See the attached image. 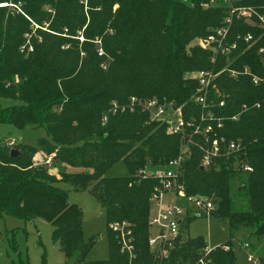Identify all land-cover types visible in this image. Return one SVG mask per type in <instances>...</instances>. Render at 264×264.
Wrapping results in <instances>:
<instances>
[{
  "label": "trees",
  "instance_id": "trees-1",
  "mask_svg": "<svg viewBox=\"0 0 264 264\" xmlns=\"http://www.w3.org/2000/svg\"><path fill=\"white\" fill-rule=\"evenodd\" d=\"M210 1L0 0L7 3L0 5V123L47 132L36 146L15 143L12 148L1 141L0 218L51 222L53 241L75 263L83 262L93 241L84 240L82 211L69 202L67 184L96 197L106 217L109 257L89 264H156L148 236L150 196L158 179L137 173L178 157L183 139L165 125L148 122L146 112L109 113L111 102L157 98L182 107L186 119H198L202 109L189 101L197 81L186 71L228 65L238 74L222 72L215 80L221 96L210 97L225 104L211 107L222 127L213 122L210 137L237 140L241 148L227 160L219 157L217 166L201 169L203 138L197 135L180 182L186 196L217 203L214 212L227 220L231 239L244 229L248 237L264 238V28L256 17L251 22L234 19L227 44L236 47L227 57L217 54L220 60L214 63L212 49L190 46L224 23L227 7L205 8L203 3ZM237 5L264 15V0ZM247 33L254 36L250 43L244 40ZM253 76L263 81L255 84ZM119 161L127 175L107 177ZM242 163L253 171H244ZM50 167L58 168L57 174ZM115 222L130 225L136 259L121 252L120 235L111 228ZM205 245L188 238L172 250L170 263L195 260ZM211 259L237 264L231 247L216 248Z\"/></svg>",
  "mask_w": 264,
  "mask_h": 264
},
{
  "label": "built area",
  "instance_id": "built-area-1",
  "mask_svg": "<svg viewBox=\"0 0 264 264\" xmlns=\"http://www.w3.org/2000/svg\"><path fill=\"white\" fill-rule=\"evenodd\" d=\"M217 5L227 7V16L225 17L222 26L215 28L212 33L200 40V45L204 48L212 49L214 54H222L228 56L236 47V44H227V38L230 27L234 19H243L246 22H251L253 17L258 18L259 26L264 28V15L260 14L255 7L237 5L241 0H213ZM205 8H208L209 3H203ZM80 40L83 41V35H80ZM244 40L250 43L254 40L251 33L244 35ZM100 44V41H96ZM32 50V49H30ZM101 47L98 48V54L103 55ZM248 72V69H246ZM223 71H214L213 69H202L195 71L190 77L197 81V88L190 98V102L200 106L202 114L200 118L192 117L186 119L183 116L182 107H176L171 103H162L157 98H142L132 96L127 102H111L109 113L118 114L124 112H146L148 114V122H157L160 125H165L166 130L170 134H179L183 139V144L178 157L170 160L164 165L161 171L152 172L148 169L140 170L138 176L154 175L158 179V183L154 186L151 196V215L149 219V236L148 245L156 264H171V252L177 246L183 243L182 225L189 214V207L182 206L181 202L194 201L195 205L192 210L197 215L209 214L216 210L217 203L213 199L195 198L186 196L184 186L180 182L184 160L189 152V144H195L193 140L197 135H201L203 143V157L201 167L217 166V159L225 156L227 160L230 154L236 153L241 148V143L237 140H227L224 136L211 138L210 135L215 131L213 122L218 121L217 128L222 127V122L217 119L211 107L215 104L223 106L225 101L214 100L210 96L212 93L217 98H220L221 92L215 84L218 75ZM236 76V71L232 72ZM263 79L254 76L253 82L258 84ZM108 115H105L103 121L106 122ZM6 144L13 148L14 140L6 141ZM223 151H226L224 154ZM229 154V155H228ZM228 155V156H226ZM50 163V159L46 161ZM241 168L246 172L253 171V168L248 163H242ZM170 194V195H169ZM177 198H180L177 200ZM112 230L118 232L121 241V252L128 255L130 260L136 259L135 247L133 245L132 230L126 222H115L111 225ZM224 250H229V245L218 246ZM218 247H209L205 245L198 251V257L195 260H187L178 262V264H212L211 253ZM244 250L247 253V260L252 263L259 261L258 256L250 252L251 243L245 241L243 244Z\"/></svg>",
  "mask_w": 264,
  "mask_h": 264
},
{
  "label": "rangeland",
  "instance_id": "rangeland-1",
  "mask_svg": "<svg viewBox=\"0 0 264 264\" xmlns=\"http://www.w3.org/2000/svg\"><path fill=\"white\" fill-rule=\"evenodd\" d=\"M208 3L209 7L217 6L213 0ZM0 5L6 6L7 3ZM215 28H210V30ZM201 39H204V37L193 39L190 46L200 45ZM219 60L218 55L215 54L211 58L214 63H219ZM228 67V65H222L217 71L232 75L235 70H230ZM194 72V68H190L186 71L185 76L190 77ZM244 73L249 72L245 71ZM1 101L3 105L8 104L7 100L1 99ZM43 137H47L46 129L43 127L26 126L24 129H17L11 124L0 123V143L14 140L16 144L36 146L39 138ZM40 155L41 159L44 160L45 155ZM53 168L55 167H50V170ZM66 168L71 170L70 167ZM162 169L158 167L148 168L152 172H159ZM126 175L127 169L123 161L114 164L106 173L107 177H123ZM63 187L68 193L69 202L76 204L82 211L84 240L93 241L84 261L75 263V259L67 256L60 249L59 244L53 241V225L51 222L42 218L22 220L6 216L0 218V264H21L23 262L27 264H89L92 261L108 259V226L100 202L88 191H77L67 184H64ZM236 189L237 186L233 182L232 191L235 192ZM181 205L188 206L190 209L182 225L183 243L188 238L200 239L209 247H218L230 242L229 246L234 250L237 264H264V238L248 237L250 231L244 229L231 239L230 228L226 219L217 217L214 211L197 216L196 212L192 210L195 205L194 201L184 200ZM245 241L251 243L250 252L258 256L259 261L257 263L247 260V253L243 247ZM212 264H215L214 261H212Z\"/></svg>",
  "mask_w": 264,
  "mask_h": 264
},
{
  "label": "water",
  "instance_id": "water-1",
  "mask_svg": "<svg viewBox=\"0 0 264 264\" xmlns=\"http://www.w3.org/2000/svg\"><path fill=\"white\" fill-rule=\"evenodd\" d=\"M11 153L13 156H15V155H18L19 152L17 149H12ZM201 169H204V168L201 167ZM57 172H58V168H56V167L50 170V173H52V174H56Z\"/></svg>",
  "mask_w": 264,
  "mask_h": 264
}]
</instances>
